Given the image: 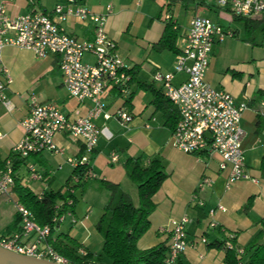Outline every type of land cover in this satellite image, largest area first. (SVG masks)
I'll return each instance as SVG.
<instances>
[{"label": "crops", "instance_id": "0c3cea01", "mask_svg": "<svg viewBox=\"0 0 264 264\" xmlns=\"http://www.w3.org/2000/svg\"><path fill=\"white\" fill-rule=\"evenodd\" d=\"M150 1H154L157 8V0ZM163 1L162 7H166L167 12L161 23L158 22L159 13L153 15L152 8L148 9L152 5L147 3V24L148 27L154 25L155 33L153 32V34L148 35V38H146L148 41H146L149 43L148 45L153 43L151 50L154 52L156 51L153 45L160 40L167 22L175 25L173 29L176 30L178 35L175 42L177 52L181 47L182 38L188 31L190 21L195 16L205 17L224 30L230 31L233 36L227 39H233L238 35L239 31L231 29L230 26L226 27L224 23L241 22L243 23V28L246 29L244 20L247 19L237 18L229 9L220 8L208 0ZM31 2L32 5L27 4L24 14L35 7L33 0ZM79 3L83 5L81 2ZM139 3L142 2L137 0L135 6L138 7ZM108 5L112 6V13L106 19L105 31L108 38L115 42L118 52L117 42L110 36L111 25L114 22V17L118 14L115 11L114 5L104 4V1L100 0L99 3L93 6H83L96 14H104ZM5 6L6 14L10 17L24 15L19 13L9 14L6 3ZM172 7L174 11L177 9L176 11L180 12L176 17V12H169L172 10ZM118 12L120 13L121 11ZM126 12L129 13L128 10H124L123 8L122 13ZM166 16H170L169 21L165 20ZM132 18H134L133 15H130L129 19ZM130 25H132V22H130ZM61 26L67 34L79 40L89 41L93 39L94 25L92 23L82 24L78 20L69 18L64 23H61ZM256 31L260 32L262 44H264V33L260 29ZM219 44L215 43L213 45L209 63L217 49L216 46ZM157 52L159 54L162 52L171 53L173 55V65L169 69L159 66L151 68L148 79L142 77L144 64L147 61L146 56H131V58H126L125 61L122 59L127 66V72L136 70L135 80L131 82L129 75L130 80L123 92L117 88L108 86L101 100L106 104L108 112L114 113L121 108L132 117V120L127 129L121 128L115 119L105 121L100 116L94 121L98 127L106 126L112 133L113 138L110 141H106L103 138L98 140L89 158L86 175L81 177L79 170H75L66 163L68 158L80 157L85 153L83 140L73 138L67 133H60L54 137V142L63 150L62 154L45 151L23 159V163L14 171V177L22 186L27 187L35 195L49 191H64L68 185H74V195L76 196L78 191L82 192L84 187L91 182L98 181V186L101 188V181H109L119 185V189L127 193L134 205H137V192L135 191L136 193H134L136 188L126 176L125 163L131 160V164H133L139 159L142 166H147L151 160H159L163 168H165V164L169 166V171L168 173L164 171L167 174V178L158 192L153 196L155 210L150 216V228L138 241V248L145 250L163 242L169 245L168 235L161 233L159 231L160 228L166 226L171 219L188 216L190 223L186 226V235L190 246L178 258L177 264H226L225 249H217L212 246V243H215L216 240H223V236L226 237L229 234H234L237 247L243 248L258 230L259 221L264 219V179L261 178L259 169L260 162L264 158L261 147V127L264 117L259 114V112L264 110V107H261L264 104V75L260 78L258 86L252 79L253 74L249 70H240V72L235 73V75L237 74L236 76H227L225 74L218 80L209 75L208 66L205 74V80L211 87L226 91L237 103H246L249 108L243 113L240 121L242 129H245L242 126L244 118L249 122L250 127H252L251 135L246 130V137L242 148L246 172L250 177L257 179L258 183L244 180L233 184L227 190L225 183L228 171H221L219 169L220 158L217 155L197 158L194 155L185 154L166 144L171 131L165 126V115L161 114L163 115L162 122L157 123L154 115L159 112H154V108L151 105L152 94L142 90L137 84L140 82L152 85L163 93L162 87L160 85L156 86V83L151 81L152 75L156 71L164 74L172 73L177 53L170 51ZM83 60L86 63H92L94 57L85 55ZM58 62V57L53 55L37 58L31 51L11 46H7L2 50V63L11 78V83L5 90V96L10 102L11 107L8 109L0 102V169L1 166L6 167L11 154H13V148L23 137L20 122L29 113V97L35 96L42 103L56 106L70 121L75 119L76 112L84 115L90 109L91 104L89 101L79 103L68 95L63 86ZM145 72L147 73V70ZM185 80V74H175L172 84L178 86ZM138 91L140 92L139 95H137ZM57 103H59V106ZM149 107L151 108V112L147 115ZM259 118L261 121H259ZM146 125H149V129L145 128ZM150 131L156 134L153 145L155 147L162 145L163 148H157L155 153L153 152V157L151 156L152 158L147 160L141 153L147 154V132ZM166 147L170 148L165 149ZM113 152L118 155L116 163L110 161V154ZM248 152H254L252 164L247 158ZM156 154L157 156H155ZM250 164L252 166H249ZM30 166H33L40 176L39 180L29 179ZM74 176L79 178V182L76 185L73 180ZM204 177L210 179L212 185L197 191V186ZM58 181L61 182L59 185H56ZM83 184L82 188L76 187ZM102 189L107 192L106 195H103V200L100 202L103 213V208L110 199V192L104 188ZM195 192L197 199L196 201H191V197ZM198 201H202L204 205L199 207L197 205ZM16 203L18 202L13 189L9 195L0 196V239L11 237L20 232L21 224L16 212ZM247 203L250 206L248 210H245L244 207ZM218 205H222L226 209L225 212L217 210ZM78 206L79 203L76 200V203L72 207V213L77 219H79ZM212 209L215 210V214L211 218L209 211ZM88 213H90V210ZM87 220L88 216L82 224L77 225H71L69 220H66L65 223L56 228L51 238L55 240L57 237L67 235L77 242L79 251L84 250L85 253L90 252L96 256L101 253L102 234L95 235V233H91L93 230L91 231V226L86 224ZM211 221L216 224L215 228L208 226ZM82 231L83 233H80ZM94 237L99 241V243L96 242V246H93L90 242L91 238ZM202 237L206 239V244L201 242Z\"/></svg>", "mask_w": 264, "mask_h": 264}, {"label": "built area", "instance_id": "2783aa9c", "mask_svg": "<svg viewBox=\"0 0 264 264\" xmlns=\"http://www.w3.org/2000/svg\"><path fill=\"white\" fill-rule=\"evenodd\" d=\"M220 8L229 9L235 16L245 19L264 17V0H208ZM79 0H66L64 4L55 5L50 11L32 8L24 15L10 17L6 14V6L0 0V102L10 109V102L5 96V90L11 83L10 75L2 63V50L15 47L34 53L37 58L53 55L58 57V68L62 76L63 86L68 95L81 103L89 101L90 109L84 115L76 112L74 120L70 121L54 105L42 103L35 96L29 97V113L20 122L23 131L22 139L13 148V154L19 159H26L42 152L62 154L54 137L60 133H67L73 138L82 139L85 153L80 157L68 158L66 163L75 170L85 167L88 169L89 158L100 138L110 141L112 133L106 126L98 127L94 121L100 116L108 121L115 119L119 126L127 129L132 117L124 110L118 109L114 113L107 111L106 104L101 100L108 86L124 91L130 77L127 66L118 55L116 44L108 38L105 24L108 15L112 13V6L106 7L104 14H96L79 3ZM73 18L82 24L94 25L92 40L84 41L67 34L61 26L67 19ZM166 21L170 16H166ZM175 27V26H174ZM219 25L212 23L205 17L195 16L191 19L188 31L182 38V44L176 54V61L172 73L156 71L153 82L162 87L163 95L176 108L178 120L166 144L185 154L220 158L219 169L228 171L225 188L228 190L233 184L244 180L258 183L246 172L244 163L243 141L246 132L240 125L241 117L247 111L246 103H237L234 98L223 90L211 87L205 80L209 66V59L215 43H221L232 37ZM94 57L92 63L84 62V56ZM183 73L186 80L174 86L172 80L175 74ZM264 107V104L261 105ZM264 117V110L259 112ZM145 128L149 129V125ZM262 154H264V122H262ZM1 138V136H0ZM118 155L110 154V161L116 163ZM29 179L39 180L33 166L29 167ZM75 185L79 178L74 176ZM15 185V177L11 163L7 162L4 169H0V196L9 195ZM212 181L202 178L197 191L211 186ZM74 185H68L65 191L69 195L75 194ZM43 193L38 194L41 199ZM196 192L191 201H196ZM202 207L204 203L198 201ZM65 206L66 211L53 218L52 222L58 227L69 220L71 225L82 224L87 216L77 219L71 212L73 199L58 201L54 210L56 214ZM21 229L19 233L8 238L0 239V246L14 253L49 260L57 264H68L67 260L59 256L53 249L50 239L51 227L39 225L30 210L16 203ZM217 210L225 212L222 205ZM215 210L209 211L212 218ZM190 223L188 216L171 219L167 225L160 228V232L168 235L169 248L164 264H177L178 258L190 246L186 235V226ZM215 228L211 221L208 225ZM234 234H229L224 247L234 250ZM201 242L206 244L204 237ZM194 246V245H193ZM242 254V249H236ZM79 254L85 255L84 250ZM237 264H246L239 261Z\"/></svg>", "mask_w": 264, "mask_h": 264}, {"label": "trees", "instance_id": "16d2710c", "mask_svg": "<svg viewBox=\"0 0 264 264\" xmlns=\"http://www.w3.org/2000/svg\"><path fill=\"white\" fill-rule=\"evenodd\" d=\"M244 21L247 35L253 34L257 29L264 33V17ZM174 26L170 22L165 24L160 40L153 45L156 51L177 53L175 42L178 35L173 29ZM127 73L131 77V82L134 81L136 70H130ZM137 84L139 88L152 94L151 105L154 112L165 115V126L173 131L178 120L176 108L164 97L160 89L145 83ZM259 121H261L260 118ZM9 162L14 175V171L23 163V159L11 154ZM131 162L128 160L125 163V172L129 181L136 188L137 205H134L127 193L119 189V185L109 181L100 182V186L110 192V199L104 206L103 213L96 224V230L102 234L100 254L96 256L90 252H86L85 255L79 254V245L67 235L57 237L55 240L50 239L54 251L65 258L68 264H164L169 248L166 242L145 250L139 249L137 243L150 228V216L155 210L153 196L166 180L167 174L159 160H151L147 166H142L139 159L133 164ZM3 168L4 166H1V169ZM259 169L261 178L264 179V158L260 162ZM87 171V168H81L79 170L81 177L86 175ZM74 173L76 174V172ZM83 186L84 184L76 187L82 188ZM13 192L17 202L32 212L39 225L51 227V235L58 228V224L52 222L53 218L66 211L63 206L61 211L56 214L55 204L71 197L74 206L77 200L75 195H69L65 190L45 192L41 199H38L37 195L22 186L16 179ZM249 206L250 204L247 203L244 209L248 210ZM258 225V230L243 248L237 247L235 237L232 241L235 249H225L224 243L228 236H223L221 241L216 240L212 246L217 249H225L226 264H237L239 261L246 264H264V219H261ZM236 249H242V254L238 255Z\"/></svg>", "mask_w": 264, "mask_h": 264}, {"label": "rangeland", "instance_id": "374dc122", "mask_svg": "<svg viewBox=\"0 0 264 264\" xmlns=\"http://www.w3.org/2000/svg\"><path fill=\"white\" fill-rule=\"evenodd\" d=\"M65 1L66 0H33L35 6L38 5V7L48 10L52 9L57 4L65 3ZM79 1L83 3V5L88 7L100 2V0ZM103 1L104 4H113L115 11L118 13L114 17V22L111 25L112 29L110 31V36H112L117 42L119 49L118 55L124 61L126 60V58H131V56H146L147 61L145 62L142 71V77L145 79L149 78L148 75L151 68L159 66L164 69H169L172 67L173 55H171V53L169 52H162L159 54L156 50L155 51L157 53L152 51L151 45L153 43H150V45H148V39H146L148 38V35H150L151 33L153 34V32L155 31L154 25H152V27H148L147 24V3H150V5H152V7L149 6L148 9L152 8L153 15L159 13L158 22L161 23L167 12V8L162 7V4L164 3L163 0H157V8L154 4V1L150 0H139L142 3H139L138 7L135 6L137 0ZM3 2L7 4L9 14H24L26 12L27 4L29 3L30 5H32L31 0H3ZM123 8L124 10H128L129 13H122ZM173 9L174 8L172 7V10L169 12L172 13V11H174ZM176 10L177 9H175L174 11L176 12L175 17L180 13ZM118 11L121 12L119 13ZM130 15H133L134 18L129 19ZM130 22H132V25H130ZM224 24L226 27L230 26L231 29H237L239 33L233 39H227L216 46L217 49L213 54L211 62L209 63V75L212 78L215 77L220 80L221 77H223L225 74H227V76H236L237 74L235 75V73L240 72V70H249L253 74L252 79L259 86V82L261 80L260 78L262 77V75H264V44H262V37L260 32L255 31L253 34L247 35L245 32V28H243V23L241 22H226ZM128 27L129 29L127 31ZM145 70H147V73L145 72ZM209 80H211V78H209ZM151 81H153V75ZM156 86H159V84H156ZM139 94L140 92L138 91L137 95ZM57 105L59 106V103H57ZM150 110L151 108L149 107L147 109V115L150 114ZM154 117L156 118L157 123L162 122L163 115H161V113L155 114ZM242 126L245 128V132L247 130L251 135L252 127H250L249 122L245 118L242 121ZM155 135L156 134L153 131L147 132V154L141 153L144 158H147V160L153 157V154L155 153V150L157 148H163L162 145L156 147L155 145H153ZM170 147H166L165 149H169ZM87 156L88 158H90L91 154H87ZM155 156H157V154ZM253 156L254 152L247 153V158L250 163L253 161ZM158 158L160 159V157ZM251 164L249 166H252ZM163 170L168 173L169 166L165 164V168H163ZM60 182L61 181H58L56 185H59ZM98 185V181L91 182L86 187H84L82 192L78 191L76 194L77 203H79V206L77 207L78 218L81 219L87 214L88 220L86 221V224L91 226V231L93 230L91 233H95V235L99 234V232L96 230V224L100 216L102 215L100 202L103 200V195L107 194V192L103 190L102 187L99 188ZM135 191L136 190H134V193H136ZM89 210L90 213H88ZM80 233H83V231ZM90 242L91 244H93V246H96V242L99 243L98 239L95 237L91 238Z\"/></svg>", "mask_w": 264, "mask_h": 264}, {"label": "water", "instance_id": "95a60500", "mask_svg": "<svg viewBox=\"0 0 264 264\" xmlns=\"http://www.w3.org/2000/svg\"><path fill=\"white\" fill-rule=\"evenodd\" d=\"M0 264H57L55 262L20 255L0 246Z\"/></svg>", "mask_w": 264, "mask_h": 264}]
</instances>
